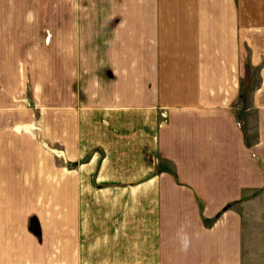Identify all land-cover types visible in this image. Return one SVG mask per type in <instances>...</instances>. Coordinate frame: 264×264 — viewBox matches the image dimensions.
I'll use <instances>...</instances> for the list:
<instances>
[{"label":"crops","instance_id":"crops-1","mask_svg":"<svg viewBox=\"0 0 264 264\" xmlns=\"http://www.w3.org/2000/svg\"><path fill=\"white\" fill-rule=\"evenodd\" d=\"M0 264H264V0H0Z\"/></svg>","mask_w":264,"mask_h":264},{"label":"clouds","instance_id":"clouds-1","mask_svg":"<svg viewBox=\"0 0 264 264\" xmlns=\"http://www.w3.org/2000/svg\"><path fill=\"white\" fill-rule=\"evenodd\" d=\"M180 241L184 250H187L189 245V237L186 234L180 235Z\"/></svg>","mask_w":264,"mask_h":264},{"label":"trees","instance_id":"trees-1","mask_svg":"<svg viewBox=\"0 0 264 264\" xmlns=\"http://www.w3.org/2000/svg\"><path fill=\"white\" fill-rule=\"evenodd\" d=\"M228 204H229V203H226V204H224L222 208H224V207L228 206Z\"/></svg>","mask_w":264,"mask_h":264}]
</instances>
